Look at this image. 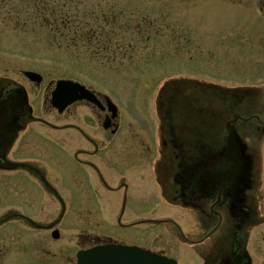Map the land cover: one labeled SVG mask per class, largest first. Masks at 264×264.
<instances>
[{"label": "rangeland", "instance_id": "1", "mask_svg": "<svg viewBox=\"0 0 264 264\" xmlns=\"http://www.w3.org/2000/svg\"><path fill=\"white\" fill-rule=\"evenodd\" d=\"M45 1L48 8L40 14L34 10L33 0H0V87L8 79L23 83L24 71L43 75L39 88L32 89L25 80L26 88H31V102L40 114L57 80L98 83L97 88L100 86L114 94L125 115L134 119L132 125L145 133L154 128L155 136L158 135L156 129L163 128V133L159 132L160 139L155 142L158 149L171 138L172 131L182 143L194 147L199 138L207 152L215 143L222 142L227 133L226 124L234 117H258L262 124L257 120L237 124L248 138L249 146L259 148L258 154L255 150L249 152L251 158L252 153L257 154L258 165L252 183L253 194H245L256 199L251 209L253 216L246 221V227H252L251 234L256 236L261 229H253V224L258 217L261 221L264 211V174L260 171L264 157V147H261L264 144V5L260 3L264 1ZM87 23L102 28L111 39L109 52L91 55L93 48L77 43L72 35L74 27H84ZM239 88L248 91L236 90ZM79 107L77 115L89 112L86 106ZM69 111L59 116L51 106L43 110L47 119L57 124L74 121V106ZM168 112L170 117L166 116ZM121 128L123 133L114 138L112 145L138 147V152H145L142 147L146 141L145 145L140 143L145 138L139 135L144 133L135 131L125 121ZM100 131L104 130L98 128L90 135L101 142L104 132ZM22 138L21 155L36 164L32 174L44 173L48 184L66 201V218L57 226L61 239L52 240L49 232L46 233L48 238L42 239L48 249L59 254L58 259L64 256L67 259L70 255L75 259L79 249L93 245L87 242V235L95 232L119 243L140 246L175 259L178 256L181 264H188L181 252L174 256L164 251L177 241L181 232L179 226L189 227L195 215L183 206L165 201L152 177H147L148 187L144 181L141 184H136L134 179L127 181L129 194L122 214V192H110L101 178L99 183L94 167L102 171L110 187H117L115 176L118 174L110 172L111 167L105 166L98 157L85 154L74 157L77 148L89 149L90 146L76 137L75 132L61 133L32 125ZM241 147L242 140L237 138L228 147L225 157L232 154L238 158ZM166 152L171 156L176 153L169 144ZM136 161L132 156L131 162ZM147 162L142 159L143 164ZM47 170L56 179H50ZM38 180L24 172L0 171V217L9 215L11 210H21L37 221H54L58 204L48 194L45 188L48 184L43 185ZM143 186L147 194L157 192L159 200L143 199ZM229 205L238 219L250 211L244 203H235V199ZM95 209L96 217H92L89 210ZM103 209L107 212L102 213ZM225 210L230 212V207L227 205ZM206 213L213 220L221 216L218 209L203 214L207 216ZM164 220L169 223H162ZM152 221L159 222L152 224ZM4 226L0 228V244L6 243L10 248L7 260L15 264H37L23 255L17 256L26 253L23 251L29 248L30 239L43 236L29 230L19 220ZM183 246H177L176 250L190 249L188 245ZM61 262L63 264L64 259ZM199 263L196 259L191 264Z\"/></svg>", "mask_w": 264, "mask_h": 264}, {"label": "flooded vegetation", "instance_id": "2", "mask_svg": "<svg viewBox=\"0 0 264 264\" xmlns=\"http://www.w3.org/2000/svg\"><path fill=\"white\" fill-rule=\"evenodd\" d=\"M25 80L28 81L26 77ZM25 80H23V83L20 84L25 85ZM12 85H15L14 82L12 83ZM40 86L41 85L30 83V87L32 89L36 87L39 88ZM31 88H29V93L31 92ZM97 95L102 101V104L104 106L103 109L87 102L77 103L74 105V122L66 123L65 127H71V129H74L73 131L75 132V134H77L78 136L80 135L82 138H85L87 142L91 144V146H93L89 149H77L78 152L83 151V153L85 152L88 156L98 157L102 159L105 166L111 167L110 172H112L113 174H118V176H115V181H118V188L112 189V192H122L123 203L128 199V180L132 181L134 179L136 184H141L140 182L144 181L146 187H148L147 177H152L155 180L156 185H158V187L160 185L164 189V185L166 183H169V180L172 178L174 172L173 158L166 152L167 148L161 147L160 149H158L153 147L152 139L148 138L143 139V141L140 142L141 144L145 145L146 141V145L142 147L144 148L143 150H145V152H138V147H135L133 149L120 146L119 144L113 146L112 144L114 138L119 137L123 133L121 126L123 124V121L125 120L123 119L120 112L118 113V116L113 119L111 117V114L109 113L108 108L105 107V97L101 94ZM46 103H49L48 99ZM79 105L86 106L89 112L84 115H77L79 111L78 109L80 108ZM69 112V110L66 111L67 114ZM108 118H112L109 123L110 128L108 130H105L103 125L105 120ZM98 128L104 130V140L102 141L101 137V142L96 139L95 135L93 138L90 135V133L94 132V130H97ZM103 132L100 131L101 134H103ZM23 146L24 140L21 139L18 145L15 144V146L11 149L8 157H10L13 161H17V157L24 158V156L21 155V151L24 148ZM4 151H0V156H4ZM103 154L105 156H103L102 158L101 155ZM132 156L137 159L136 162H131ZM143 158H145L148 162L143 164ZM18 159L19 161H24L20 158ZM94 170L99 176L98 182L100 183L101 178V181L103 183H107L106 179L102 177V171L97 167H94ZM46 172L50 179H56V176L52 175L49 170H47ZM119 172H122V174ZM186 176L187 177H185L184 182V195L189 201L200 205L201 203H203L204 208L207 206V202H211L212 204L210 206V211L216 209L219 210V208L223 209L227 205H229L228 198L231 195H228V192H224L223 190L218 191L217 188L215 189L213 186L209 189H203L200 187L201 184H197V181L201 176L200 173H187ZM143 192V199H152L156 202L159 200L157 192H151L150 194H147L146 188L144 186ZM160 196L162 197L161 192ZM207 197L211 199L206 201ZM156 206L158 207L157 204ZM187 210H191L190 212L195 215L194 219L190 222L189 227L185 226V229L182 231L183 234L182 232L179 233L177 241L173 242L172 245L175 248H172V245L169 247H165L166 249L165 251L163 250L164 252L172 254L174 256L181 255L179 253L181 252L184 262H188V264H191L196 259L200 262L199 264H264V211L261 212V221L258 217V221L254 223L255 226H253V229H261V231L257 233L256 236H254V234H251L250 231L252 227H250V229L249 227H244V223L243 227L240 226V222L238 221L236 222L239 223V226H229V220L227 218L228 214L225 212H221V216L213 220L212 216L209 217L207 213V216H205L201 212H197L192 209ZM60 212L62 211L58 209L56 214H60ZM89 212L92 217H96V209L89 210ZM106 212V209L102 210V213ZM123 212H125L124 204L122 214ZM205 212H207V210H205ZM212 214L213 216L215 215L214 213ZM246 217H244V220L246 219ZM242 230L245 231L239 234V232ZM46 233L47 231H40L39 234L43 237L37 240L36 238H34L33 241L30 239V246L29 248H26V250L28 249L27 251L31 250L32 252H34L33 255L37 258L38 264H46L47 256L57 257L59 255L53 249H48L46 247V242L42 241V239H45V236L48 238ZM111 240L112 239L107 238L100 233L95 234V232L87 236V241L90 244H101L102 242H108ZM179 243H182V246H180ZM183 245H188L190 249L185 251L176 250L177 246L184 248ZM9 249L10 248L6 243L0 244V264H4L6 261L12 264V261L7 260L9 259L7 258ZM176 259L178 260L179 264H181L180 257L177 256ZM70 262L73 263V259H71ZM52 263L53 262L49 260L48 264Z\"/></svg>", "mask_w": 264, "mask_h": 264}, {"label": "water", "instance_id": "3", "mask_svg": "<svg viewBox=\"0 0 264 264\" xmlns=\"http://www.w3.org/2000/svg\"><path fill=\"white\" fill-rule=\"evenodd\" d=\"M27 76L31 77L35 81H40V78H33L32 73H26ZM80 93L84 92L83 89L76 88ZM74 97V86L71 83L61 82L59 84L58 94L56 95L57 101L55 106L63 111L68 105L74 102V98L66 100V98ZM82 97L88 96L82 93ZM80 97L81 100L83 99ZM64 101V102H63ZM7 114L3 106H0V135L5 129V125L9 123L8 119L3 116ZM237 120L231 121L227 124L226 128L228 131V147L230 144L237 139L236 129L234 127ZM234 155H229L230 161H233ZM239 169V167H238ZM78 264H176L161 256L149 254L143 250L128 247L118 246H103L97 247L90 251H85L79 254Z\"/></svg>", "mask_w": 264, "mask_h": 264}, {"label": "trees", "instance_id": "4", "mask_svg": "<svg viewBox=\"0 0 264 264\" xmlns=\"http://www.w3.org/2000/svg\"><path fill=\"white\" fill-rule=\"evenodd\" d=\"M84 25H85L84 27L82 26H78L77 28L74 27V31L72 32V35L76 39L77 43H82L84 45H87L88 49L93 48L94 49L93 51H96L97 49H103V50L110 49L108 46L111 45L110 42L111 39L108 36H106V34H104L105 32L102 28H98L97 25L91 26L89 23ZM65 29L66 28H63V30ZM108 43L110 44L108 45Z\"/></svg>", "mask_w": 264, "mask_h": 264}]
</instances>
